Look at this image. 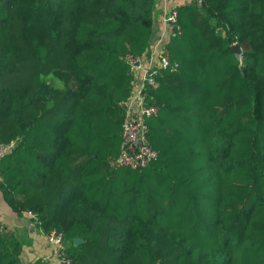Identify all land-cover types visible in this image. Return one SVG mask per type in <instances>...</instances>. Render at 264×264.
I'll use <instances>...</instances> for the list:
<instances>
[{"label":"trees","instance_id":"trees-1","mask_svg":"<svg viewBox=\"0 0 264 264\" xmlns=\"http://www.w3.org/2000/svg\"><path fill=\"white\" fill-rule=\"evenodd\" d=\"M154 2L0 0V142L15 141L2 198L60 230L73 264H264V0L175 7L145 99L156 156L114 167L135 80L124 55L149 49ZM1 225L0 264H19Z\"/></svg>","mask_w":264,"mask_h":264},{"label":"built area","instance_id":"built-area-1","mask_svg":"<svg viewBox=\"0 0 264 264\" xmlns=\"http://www.w3.org/2000/svg\"><path fill=\"white\" fill-rule=\"evenodd\" d=\"M176 22L177 10L175 7L164 11L162 16L163 32L159 37L151 39L147 52L141 56L131 53L124 55L129 71L135 80L132 92L124 102L121 150L110 158L114 167L141 168L156 156L155 150L148 142L147 119L156 116L159 107L145 99L148 97V88L158 86L155 77L157 69L163 68L169 63V50L166 42L171 34L175 35L173 27ZM14 146V140L0 142V158ZM27 212L33 216L30 211ZM43 235L45 241L50 245L49 253L43 257L45 262L48 264H73L67 252V242L60 230L54 227L43 232Z\"/></svg>","mask_w":264,"mask_h":264},{"label":"crops","instance_id":"crops-1","mask_svg":"<svg viewBox=\"0 0 264 264\" xmlns=\"http://www.w3.org/2000/svg\"><path fill=\"white\" fill-rule=\"evenodd\" d=\"M192 0H155L153 9V36L159 37L163 32V12L177 5L191 2ZM0 223L6 232L13 233L21 239L22 246L19 264H31L36 258L46 256L50 245L45 241L43 232L36 228L28 212L21 216L14 213L2 198L0 193Z\"/></svg>","mask_w":264,"mask_h":264},{"label":"water","instance_id":"water-1","mask_svg":"<svg viewBox=\"0 0 264 264\" xmlns=\"http://www.w3.org/2000/svg\"><path fill=\"white\" fill-rule=\"evenodd\" d=\"M229 51L231 53H233L236 58H238V59L241 58L242 51H241V47H240L239 43L235 42V43L231 44ZM80 241H82L81 237H75L73 239L74 244H78Z\"/></svg>","mask_w":264,"mask_h":264},{"label":"rangeland","instance_id":"rangeland-1","mask_svg":"<svg viewBox=\"0 0 264 264\" xmlns=\"http://www.w3.org/2000/svg\"><path fill=\"white\" fill-rule=\"evenodd\" d=\"M171 9V8H170ZM27 212V211H26ZM29 213V212H28Z\"/></svg>","mask_w":264,"mask_h":264}]
</instances>
